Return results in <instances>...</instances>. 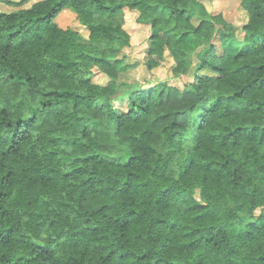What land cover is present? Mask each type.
Returning a JSON list of instances; mask_svg holds the SVG:
<instances>
[{
	"label": "trees",
	"instance_id": "obj_1",
	"mask_svg": "<svg viewBox=\"0 0 264 264\" xmlns=\"http://www.w3.org/2000/svg\"><path fill=\"white\" fill-rule=\"evenodd\" d=\"M238 1L239 26L201 0L0 12V264H264V0ZM125 12L146 70L191 81L125 79ZM186 39L208 43L195 64Z\"/></svg>",
	"mask_w": 264,
	"mask_h": 264
},
{
	"label": "rangeland",
	"instance_id": "obj_2",
	"mask_svg": "<svg viewBox=\"0 0 264 264\" xmlns=\"http://www.w3.org/2000/svg\"><path fill=\"white\" fill-rule=\"evenodd\" d=\"M15 1V0H14ZM17 1V0H16ZM34 1L30 0L26 4L21 7H16L12 5H7L5 3L0 2V12H11L18 8H26L29 7ZM201 2L205 5L206 9L212 14L221 13L225 20L232 24H237L245 22L246 14L239 6L238 0H201ZM201 16H206V10L204 9L202 4H198L194 2V11ZM123 13H119L110 18L97 17L99 21H110L113 23H121L122 22ZM75 17L74 13L70 10H66L59 19V25L61 27H65L68 25L71 20ZM125 23L124 28L128 31L131 36L132 45L130 47H126L119 52L113 53L114 56L120 61L119 65L122 67H129L133 64H136L135 68L132 70L129 69L127 73H125V79L128 81L139 82L143 85L147 83H152L154 80H165L169 84L176 85L179 88H182L185 82L191 81L190 76L182 77L180 79H171L169 76L170 73V62L166 61L159 68L154 69L153 71H147L145 66L142 64L143 57L146 51V37H147V28L136 24L132 18V14L129 12H125ZM213 43L218 42V36L215 35L212 39ZM185 49L188 52V55L193 64L197 61V54L201 49L206 47L208 43L206 42H195L191 39H186L183 42ZM245 45V33L240 32L236 39L227 40L223 43V46L231 53L236 54L243 46ZM99 82H102V78L96 79ZM119 92L111 94L110 98H115ZM256 214H259L257 212Z\"/></svg>",
	"mask_w": 264,
	"mask_h": 264
},
{
	"label": "crops",
	"instance_id": "obj_3",
	"mask_svg": "<svg viewBox=\"0 0 264 264\" xmlns=\"http://www.w3.org/2000/svg\"><path fill=\"white\" fill-rule=\"evenodd\" d=\"M16 1V0H15Z\"/></svg>",
	"mask_w": 264,
	"mask_h": 264
}]
</instances>
